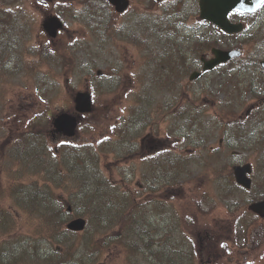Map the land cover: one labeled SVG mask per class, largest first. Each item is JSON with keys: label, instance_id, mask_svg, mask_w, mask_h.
Returning <instances> with one entry per match:
<instances>
[{"label": "rangeland", "instance_id": "obj_1", "mask_svg": "<svg viewBox=\"0 0 264 264\" xmlns=\"http://www.w3.org/2000/svg\"><path fill=\"white\" fill-rule=\"evenodd\" d=\"M72 1L75 10L87 11L79 0H0V6H4L3 9H5V5L10 4H12L14 10L25 7L26 13L31 16L30 18L37 25V29H35L32 23L28 33L24 32L25 35L23 36L26 39L24 44L29 45L26 49H21L27 52L25 56H22L21 50L19 51L21 45L16 43L22 37L21 28L17 31L15 43L9 42V45L0 47V61H3L0 64V145L4 143L2 141L7 139L9 135L13 137L16 136L17 132L28 131V120H38L42 115H39L41 111H47L48 109L52 112H57L56 110L60 109L71 110L73 101L70 95L75 90L87 88L91 91L93 89L92 110L85 116H81L79 120L81 130L74 136L73 141L95 144L97 139L110 136V144L100 152V160L94 164V166H98L100 171L94 180L102 182L103 177L110 184L117 186L115 192H119L116 195L130 189L131 192L135 193V197L140 203L151 201L153 207L151 215L154 218H143L132 223L128 222L125 226L127 230L122 233V236L109 235L110 229L115 228V225L118 224L119 213L123 207L122 200L114 196L115 208L112 213H115V216L107 224L100 225L93 230V234L96 231L99 234L91 240L87 234L89 228L86 235L84 232L83 235L75 239V241H78L83 237L82 241L92 247L91 244L95 238L108 234L103 242V245L108 249L105 247L104 250H100L101 247L97 248L100 250L99 254L88 255L86 263L154 264L143 254L142 248L133 251L129 241L138 243L137 246L148 243L147 249L153 246L156 250L158 246L154 245L155 236L163 234L168 240L173 237L180 241L181 236L179 235L182 234L186 241V247L193 251L196 262L263 264L264 217L256 218L253 225L248 227L246 237L240 239V243H236L234 240L236 236L244 234L246 230L245 228L242 229L241 225L244 223L241 221L239 222L240 226L236 228V217L243 215L248 220L253 218V215L244 214L243 211L247 207L248 198L251 194L254 195L255 189H252L251 193H245L242 189L238 192H231L229 186L232 183V176L220 174L214 176L211 172V168H218L224 164L223 168L226 167L227 172L231 173L233 164L250 160L249 158L254 152L249 148V143L243 145L245 148L241 145H233L230 141L225 143V131L220 128L207 138V145L210 146V149H214L216 154L208 155L207 153H210L209 149H205L206 153L201 148L199 152L202 155L197 158L206 164L200 167L191 164L186 167L184 171L185 178L182 182L175 183L173 180L168 181L167 179L160 182L159 178L158 181L144 184L149 168L141 160L142 157L151 152L161 151L164 148L173 150L177 147L179 151H184L182 136L190 131L189 126L182 127V131H176V122L172 119L175 109L185 101L184 89L181 86L186 82L187 92L189 93L196 91L197 94H200L201 90L208 91L207 87L203 86V82L207 79H215L219 70L209 72L202 80L199 78L189 80L188 75L186 79H181L179 73H176L172 82L168 83L173 84L171 89H167L169 93L167 91L159 92L152 85V79L146 83L143 71L141 68L138 70L143 51L138 49L136 45H132L134 43L131 41L130 35H119L126 41L124 43L95 35L96 27L85 26V23L83 24V21L78 19L81 18V15H72L69 11L65 12L66 6H69ZM131 2L134 6L129 13L118 15L116 18L117 23L125 22L131 12L134 11V8L140 7V9L144 8L145 10V7L139 5V0H131ZM21 3L23 6H21ZM60 3L67 5H59ZM49 13L59 14L64 19L65 29L58 33L54 39L41 35L37 36L41 28L40 22ZM18 15L14 20L18 19L19 22L12 23L21 26L24 19L23 12ZM101 15L102 13L99 14V17ZM90 16L94 17L91 13ZM150 16L155 17L157 15ZM30 18L29 22H31ZM23 24L26 25V22ZM105 27L106 25L103 24L102 29L104 30ZM13 32L4 33L3 38L7 35L11 36ZM116 33L113 30L111 32L112 35H117ZM100 34L104 36L101 31ZM70 41L74 42L73 45H70ZM21 42H23L22 39ZM43 45L56 48V52L52 54V66L49 59L48 63L40 62L39 69L37 67L33 69L39 58L34 54L37 48H32V46L41 47ZM188 46L192 48L191 43ZM5 48H14V50L9 51ZM98 49H100L99 52ZM138 51L141 52L139 56L136 53ZM14 53L17 57L12 56ZM46 56L50 57V54ZM97 70H100L101 73L97 74ZM177 74L178 77L176 78ZM115 79H118L117 82ZM144 85L145 88L147 87V91L149 90L150 96L148 99L143 98L141 90L144 89ZM168 96L174 100L177 107L170 108L166 103L159 109L155 108V103ZM208 97L215 102L211 104L208 100L204 101L207 103L203 107V111L206 110L205 115L209 117L215 111L219 114L222 110L220 98L223 97V93L216 92L208 95ZM138 98L144 99L143 104L137 103ZM254 101H257V99L249 98L246 101V106L254 103ZM199 102L203 103L197 101V103ZM132 107H135V109ZM144 109L149 110L148 114L143 112L141 115L156 117L158 119L157 124L143 126L139 129L138 127L132 128L133 122L128 121L131 124L129 130L122 133L125 140L120 139L117 131L126 123L125 120L131 118V116L132 120H135L136 116L134 115L140 112L139 110ZM205 120L208 121L209 118H205ZM39 126L41 125L37 123L35 129ZM151 129H158V133L150 134ZM213 129L214 126H211V130ZM142 131L144 133H141ZM30 133L32 138L36 139V134L33 131H30ZM58 134L61 133L55 132L53 127L46 132L48 144L52 148L50 152H56V141L63 138ZM126 136L128 138L129 136L132 137L133 141L129 143ZM141 137H143L142 140ZM190 139L188 138L185 144V148L188 150L185 152L188 154L197 148L195 142H191ZM128 149L130 150L127 151ZM46 154L48 155L49 152L46 151ZM19 167L20 162L13 163L8 156L0 157V188L3 187L4 180L8 178L25 181L30 177L27 173L15 172ZM24 171L26 170L24 169L22 172ZM50 171L53 172L54 168L51 167ZM72 173L75 175L76 171ZM55 176L56 174L53 172L51 178L54 181H56ZM72 181L73 178L66 179L67 187L63 189L53 185L52 194L56 198L58 196L62 197L65 207L70 203L68 199L71 198L70 194L73 193L70 192ZM255 184L258 190H264V181L257 179ZM106 197V193L103 192L101 199L104 200ZM78 203L74 212L75 216L71 218H86L83 214L86 210L85 204ZM210 205H214V207L210 208ZM1 210H5L6 214H12L18 223V231L28 230L25 222H30L29 216L17 205L13 197L8 196L6 190L0 193ZM143 211L144 207L137 205L136 215L143 213ZM141 228H143V232L140 230ZM186 234L191 237V241ZM72 242V239L68 240V244ZM225 246L231 249L232 254L226 252ZM3 247L4 244L1 241L0 234V264H12L13 260L4 254ZM26 249V247H23L18 252L19 258ZM37 261V264H41L39 260ZM29 264L36 263L31 261Z\"/></svg>", "mask_w": 264, "mask_h": 264}, {"label": "trees", "instance_id": "obj_2", "mask_svg": "<svg viewBox=\"0 0 264 264\" xmlns=\"http://www.w3.org/2000/svg\"><path fill=\"white\" fill-rule=\"evenodd\" d=\"M89 1L91 0H87V2ZM105 6L108 9L107 5ZM0 7V47H3L9 42H14L17 32L3 38V34L7 33V29L9 31L11 29L8 26L9 24L6 23L7 12L2 6ZM11 14V16H15L14 13ZM3 15L5 16L3 17ZM197 15V7L193 6V10L187 8L185 11L176 12V19L197 18ZM251 15L247 16L249 21L253 20ZM168 18L169 16L160 19L149 31L143 32V38L139 37L141 34L140 28L135 31L133 36H136L139 41L142 40L144 46L147 47L146 63L148 66H150V62L152 63L151 76L155 84L157 86L162 84L167 89H171L173 84L168 83L172 82L176 73H179L181 79L187 78L186 75L191 68L189 55L198 58L212 46L218 45L221 39L215 33H212L215 36L214 38L203 36V38L196 40H193L191 36H182L179 33L173 34L169 30ZM14 19L15 17H12V20ZM249 23L251 24V22ZM152 32L155 34L153 35ZM232 37H235V44L245 51L244 56L221 67L222 70L215 79L205 80L203 86L207 87L208 91L201 90L200 94H197L196 91L189 93L187 92V83L184 82L181 87L184 89L185 101L179 107L175 105L172 98L167 101L172 102L171 106L167 105L168 107H177L173 120L177 124L179 119L184 117V126H189L191 133L197 134L199 138L196 143L199 146H204L208 136L214 134V129L211 130V126L214 124L215 128L221 127L225 131V136L228 139L245 148L243 146L247 143L245 139L250 136L255 124H264V104L254 107L249 114L243 117L237 116L244 104L243 93L246 90L255 92L256 95L264 94V83L259 86L258 91H255L257 88L255 79L259 78L258 67L262 56L259 50L262 49V46L256 44L253 48L255 40H259V42L264 40V29L251 24L246 38H239L240 36H237V34L232 35ZM190 43L192 48L188 46ZM184 44L186 46H183ZM2 62L0 61V64ZM159 90H163V88H158ZM216 92H223L224 99H229L234 103L230 107L225 100H222V110L219 114L215 113L214 117H211L213 124H210L209 121L203 119L204 114H200V110L194 105H197V101L203 102L202 100L207 99L208 95ZM202 93L205 96H198ZM143 100V98H138L137 103L143 104ZM207 100L214 104L209 97ZM226 106L228 108L225 111ZM132 108L135 109V107ZM202 109L201 107V111ZM39 115L41 117L38 120L29 119L28 131L17 132L16 136L13 137L9 135L7 139L2 141L4 143L0 145V157L8 156L13 163L20 162V167L15 172L30 175L25 181L8 178L4 180L3 187L0 188V193L6 190L8 196L14 198L17 205L27 213L30 220V222H25L28 226L27 231H18V223L12 214H6L5 210L0 211V234L1 241L4 244L3 251L15 264H29L31 261H35L37 264V260L41 264H87L86 258L88 255L99 254L100 250H104V247L108 249L103 245L108 234L122 236V233L127 230L125 226L128 222L132 223L143 218L153 219L154 216L151 215L153 211L152 202L140 203L135 197V193L130 190L116 195L119 192H115L117 186L110 184L103 177L102 182L94 180L100 172L98 166H94V164L100 160V152L110 144V136L97 140L95 144L92 142L78 143L73 139L62 138L56 141V152H50L52 148L47 141L48 134L46 135L47 130L49 131L50 128V119L46 111H42ZM150 118L154 123L158 120L154 116ZM128 121L132 122L133 120L129 117L126 123L117 131L119 138L122 140H125L122 133L129 130L130 122ZM144 121L146 122L147 119L145 118ZM37 123L41 126L35 129ZM175 128L180 130L182 126L177 124ZM79 130L81 129L79 128ZM30 131L36 134V139L32 138V134H29ZM127 140L131 142V137H127ZM254 140L257 143H250V149L254 152L253 161L255 165L260 164L264 167V130ZM46 151L49 152L48 155ZM160 154L145 159L144 162L149 168L148 175L145 176V184L158 181L159 178L160 182L164 179L175 181L186 170L183 165L190 162H194L196 165L202 164L197 157H194L195 160L192 161V156L183 152L164 150ZM51 167L54 168L56 181L51 178L53 174L50 171ZM24 169L26 171L22 172ZM74 171H76L75 175L72 173ZM222 171L223 166L218 172ZM68 178H73L70 185L72 186L70 192L73 193L70 194L71 198L68 199V202H70L68 205L71 206L70 212L67 210L68 205L65 207L62 197L58 196L56 198L52 194L53 185L62 189L66 188V179ZM103 192L107 195L104 200L101 199ZM114 196L122 200L123 204L119 213V222L115 225V228H111L108 234L95 238L91 244L92 247L82 241L83 237L75 241L84 232L86 235L89 228L87 234L92 240L94 236L99 234L98 231L93 234V230L100 225L107 224L115 216V213H112L115 208ZM78 202L86 206L83 214L87 219V223L83 231L74 232L65 227V222L67 217L75 216L74 212L77 204H79ZM137 205L143 206L144 211L136 215ZM140 230L144 231L143 228ZM179 236H181L180 241L175 238L169 241L163 234L155 236L154 243H156L154 245L158 247L156 250L153 248V251H151V248L147 249L148 243L141 246H137L138 243L133 241H129V243L133 251L142 248L143 254L154 264H209L196 263L193 251L186 247V241L182 234ZM69 239H72L73 242L68 244ZM23 247L27 249L19 258L18 252ZM99 247L102 249H97ZM132 260L134 262L133 258Z\"/></svg>", "mask_w": 264, "mask_h": 264}, {"label": "water", "instance_id": "obj_3", "mask_svg": "<svg viewBox=\"0 0 264 264\" xmlns=\"http://www.w3.org/2000/svg\"><path fill=\"white\" fill-rule=\"evenodd\" d=\"M116 4V8L119 11H123L127 6L126 0H110ZM246 0H200V15L204 19H208L220 26L226 31H234L239 29L238 26L231 24L227 19V13L232 9L240 10H253L257 5L251 6ZM62 23L57 16H50L45 22L44 27L49 32L50 35L55 36L56 30L61 27ZM214 57L210 60H205L203 63V70L211 69L216 64L225 62L230 58L239 55L238 50H220L212 49ZM264 66V60L262 61ZM197 73L192 75L196 76ZM75 109L77 111H89L91 109V99L87 92H77L75 97ZM54 130L56 132H62L66 136H73L75 134V127L77 124L76 116L67 112H62L53 118ZM250 170V166L245 164L244 166H235V178L238 183L249 186V179L246 177L245 172ZM254 211L264 214V200L252 203L250 205ZM85 226V219L82 217H77L71 219L67 223V228L70 230L78 231L83 229Z\"/></svg>", "mask_w": 264, "mask_h": 264}, {"label": "flooded vegetation", "instance_id": "obj_4", "mask_svg": "<svg viewBox=\"0 0 264 264\" xmlns=\"http://www.w3.org/2000/svg\"><path fill=\"white\" fill-rule=\"evenodd\" d=\"M178 1V3H179V0H177ZM154 4H161V3H163V2H165V3H173V2H175V0H153L152 1ZM182 1H180V3H181ZM196 3H198V0L196 1ZM234 14H232L233 15V17L231 18L230 17V19H232V20H238V18H241L240 17V14H238L237 12H233ZM259 20L261 21V23L264 25V0L261 2V4H260V9H259ZM44 22V21H43ZM42 22V23H43ZM44 33L45 31H44V29H42V30H40L39 31V33Z\"/></svg>", "mask_w": 264, "mask_h": 264}]
</instances>
